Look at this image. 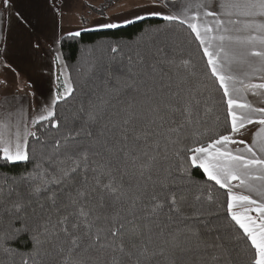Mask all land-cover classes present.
I'll return each instance as SVG.
<instances>
[{
  "label": "snow or ice",
  "instance_id": "obj_1",
  "mask_svg": "<svg viewBox=\"0 0 264 264\" xmlns=\"http://www.w3.org/2000/svg\"><path fill=\"white\" fill-rule=\"evenodd\" d=\"M0 5L10 11L13 0H0ZM166 6L173 10L162 18L186 25L198 42L206 58L207 71L201 75L222 90L229 130L206 143L198 139L207 123L203 117L213 108L201 100L204 92L199 88L181 87L197 76L196 65L191 59L177 62L161 55L151 65L140 59L127 74L115 75L109 69L98 102L90 101L87 109L81 106L84 115H74L65 133L49 144L33 129L47 122L59 131L56 105L74 92L58 54L62 88L57 87L50 106L31 121L32 127L25 124L21 129L10 119L0 120V160L34 165L8 190V197L15 199L5 211L14 214L0 236L5 252L13 251L9 241L30 236L33 252L22 257L21 264H37L50 236L61 241L59 252L66 260L84 257L80 264H88L87 254L93 251H110L111 264H238L241 258L244 264H264V0H170ZM118 51L111 47L112 53ZM257 74L260 82L253 83ZM132 93L142 96L139 110L133 96L126 108L105 112L113 99ZM249 125L257 126L251 143L238 138ZM189 132L195 139L185 145ZM30 137L39 148L29 147ZM162 148L165 159L172 150L175 165L156 167ZM192 167L225 190L226 217L195 207L191 213L184 211L172 172L187 175ZM137 172L135 184H125V177L131 180ZM195 199L200 201V195ZM208 201L213 202L210 189ZM33 202L39 204V214L35 209L27 213ZM52 212L57 213L55 222Z\"/></svg>",
  "mask_w": 264,
  "mask_h": 264
},
{
  "label": "trees",
  "instance_id": "obj_2",
  "mask_svg": "<svg viewBox=\"0 0 264 264\" xmlns=\"http://www.w3.org/2000/svg\"><path fill=\"white\" fill-rule=\"evenodd\" d=\"M106 2L100 6L99 13L111 8L112 4L108 3L109 1ZM112 46H117L119 51L112 53ZM161 48L164 49L163 54L158 52V49ZM60 52L74 92L66 101H60L56 105L55 111L61 125L59 131L52 129L47 122H44V127L36 125L33 129L38 130L37 134L49 144L53 139L60 138L65 133V125L74 115L78 113L81 116L84 115V113H80L81 106L87 109L90 101L98 102V96L104 94L105 82L109 79V69L115 75L127 74L129 67H137L139 65L140 59H143L145 65H151L159 60L161 55L167 59L174 58L177 62L181 59H191L196 65L194 71L197 76L191 77L189 84L181 87L199 88L204 92V95L200 97L201 100H207L209 106L213 108L212 112L203 117L207 123L201 129L204 135L198 137V139L206 143L210 138H214L217 133L226 134L229 130L224 122L225 106L221 102L222 90H219L218 84L213 86L211 80H206L201 75V73L207 71L205 67L206 58H202V50L198 47V42L194 40L186 25L165 21L163 18L158 17L145 18L115 29L86 31L80 33L79 36L66 35L60 40ZM129 57H131V61ZM158 67L164 68L165 71L167 70L166 65H158ZM163 83L167 85V77H165ZM62 84L63 79L60 78L58 86L62 88ZM205 84L209 86L207 90L203 87ZM172 90H177L175 79L172 82ZM209 93H211V99H208ZM133 96L135 97L137 110H139L142 96L132 93L128 96L121 95L119 98L113 99L111 104L105 108V112L111 115L117 110L126 108L132 102ZM201 114L203 116V107H201ZM217 116L220 117L219 120L216 119ZM113 118L118 119V117ZM176 119L179 122L180 118L177 117ZM140 126V124L137 125V127ZM99 130L100 127L97 126L96 131L99 132ZM194 139L189 132L184 144L190 145ZM29 147L39 148V145L30 137ZM140 147H144L143 143L140 144ZM164 157L165 153L162 148L157 154V168L177 163L171 149L167 153V159ZM33 167L34 165L31 162L5 163L0 160V236L4 234L3 229L14 214V211H5V208L11 210L10 201L15 199V195L8 197V190L13 188L15 180H18L21 175L30 172ZM138 176L139 173L137 172L131 180L125 177V184H135ZM172 177L176 185L175 190L178 193V200L184 211L191 213L193 207H195L219 212L222 218L226 217V212L222 207L226 202L225 190L220 189L214 182L208 181L202 170L192 167L189 168L188 174L184 175L182 172H177L173 169ZM209 189L213 197L212 203L208 201ZM197 195H200V201H196ZM41 202L45 203L47 208V202ZM34 209L38 214L41 212L39 204L35 202L26 211L31 214ZM63 212L64 209H61L60 214H63ZM47 214L45 213V215ZM51 215L53 222H55L57 213L52 212ZM211 219L215 220L216 217L213 216ZM61 236H63L62 233ZM60 244L61 241L50 236L48 242L43 244L40 255L37 258V264H80V260L84 257L73 255L66 260V254L59 252ZM53 245H56V247H53ZM7 247L13 251L5 252L0 248V264H21L22 257L33 252V242L27 234L16 240L9 241ZM64 247L66 249L68 245L64 244ZM112 255L110 251H93L87 254L88 264H111ZM130 264H134V261L130 262ZM238 264H244L243 258Z\"/></svg>",
  "mask_w": 264,
  "mask_h": 264
},
{
  "label": "crops",
  "instance_id": "obj_3",
  "mask_svg": "<svg viewBox=\"0 0 264 264\" xmlns=\"http://www.w3.org/2000/svg\"><path fill=\"white\" fill-rule=\"evenodd\" d=\"M166 5H170V0L165 3L166 13L170 14L173 8ZM95 6L99 4H93V0H13L10 11L0 5V75L16 86L28 88V91L0 95V120L10 119L14 124L19 123L21 129L25 124L30 127V95L37 94L41 102L47 99L51 104L61 71L56 56L59 54L64 62L60 40L86 28L88 9L92 10ZM21 16L23 19H20ZM258 76L253 77V83L260 82ZM60 78L63 79V76ZM30 88L33 93L29 92ZM248 98L256 102L255 97L249 95ZM256 130V125H249L238 138L251 143Z\"/></svg>",
  "mask_w": 264,
  "mask_h": 264
},
{
  "label": "rangeland",
  "instance_id": "obj_4",
  "mask_svg": "<svg viewBox=\"0 0 264 264\" xmlns=\"http://www.w3.org/2000/svg\"><path fill=\"white\" fill-rule=\"evenodd\" d=\"M105 0H93V4L97 3L99 6H95L92 11L88 9V26L83 28L79 33L86 31H95V30H106V29H115L107 28L104 25L109 23H114L119 25L116 28L126 26L133 22L143 20L150 17L162 18L163 15H167L165 3L167 0H108L112 7L106 10L105 12L99 13V8L101 4L107 3ZM104 2V3H103ZM108 5V4H107ZM152 13H160V15H153ZM142 17V18H138ZM128 21H131L129 23ZM64 64V62H63ZM65 65V64H64ZM14 74H12L13 76ZM66 75L69 77L68 71ZM70 78V77H69ZM71 81V80H70ZM8 82V84H7ZM7 84V85H6ZM12 84L11 81L3 79V75H0V95L6 92L13 91H28V88L24 86H16ZM30 93H33L31 88L29 89ZM36 94V93H35ZM37 95V94H36ZM31 96L32 98V107H31V118H30V128L32 127L31 121L46 107L50 106V102L46 101L41 102L38 96ZM38 101V102H37Z\"/></svg>",
  "mask_w": 264,
  "mask_h": 264
}]
</instances>
